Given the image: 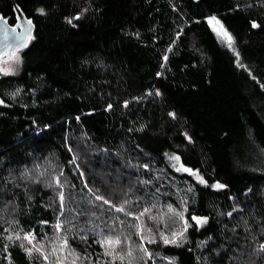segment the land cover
<instances>
[{"label": "trees", "instance_id": "16d2710c", "mask_svg": "<svg viewBox=\"0 0 264 264\" xmlns=\"http://www.w3.org/2000/svg\"><path fill=\"white\" fill-rule=\"evenodd\" d=\"M15 5L34 31L0 75V264H48L11 233L112 264L94 241L135 250L138 223L156 239L147 264H264V0H0V13ZM157 228L183 232L179 246Z\"/></svg>", "mask_w": 264, "mask_h": 264}, {"label": "snow or ice", "instance_id": "6c2138e0", "mask_svg": "<svg viewBox=\"0 0 264 264\" xmlns=\"http://www.w3.org/2000/svg\"><path fill=\"white\" fill-rule=\"evenodd\" d=\"M38 11L43 14L42 9H38ZM79 18H80L79 16L74 17V19H79ZM214 21H215L216 25L219 26V21L216 20V18L214 16L209 18L208 22H209V24H212ZM24 23L27 25V27L23 28L20 32H16L15 28L8 29L7 27H3L2 25H5L6 21H4L3 18H0V44H3V46L8 49L10 61H17L18 62L19 57L16 55V53L22 47H27L28 41L32 39V36H31L32 21L31 20H25ZM68 23L72 24V20L69 19ZM73 26H75V25H73ZM17 27H19V25H17ZM252 27L256 28V27H258V25L255 22H253ZM214 30L217 31L218 34L223 35L226 38L228 46L231 48L232 37L229 35V33L227 31H225L222 26H219L218 28H216ZM169 51H171V49H169ZM163 59L166 61L167 56L165 55L163 57ZM4 63L7 64L8 61H4ZM12 71H14V69H12L11 67H7V68L0 67V72H3L5 74H8L9 72H12ZM157 95H159V92H157ZM2 103H3V101L0 100V104H2ZM125 106H126V104H125ZM108 107L110 108L111 105H109ZM169 115L174 116V113H169ZM189 140H190V138H189ZM171 159H173L177 162L180 161V157L175 156V155H173L171 157ZM144 167L147 168V165H144ZM181 170L195 176L199 183H201V184L206 183V181L202 177H200L198 175V173L195 172L193 169L187 168L183 164H180L179 167H176V171H181ZM61 175H63V173H61ZM142 183H148V181H142ZM56 184H57V187L60 186L59 179H57ZM212 187L223 188L225 186L220 184V183H216V184L212 185ZM95 199L98 201H102L106 205H109L110 208H114L115 212H117V213H123L125 216H131L132 215V213L126 211L123 206H115V205L111 204V202L102 195H96ZM60 201H61V209H63V207H64V204H63L64 194H63V192L60 193ZM124 203L126 204L128 202L124 201ZM149 211L150 210L148 208H145L144 211L139 214V216H134L133 219L139 220L140 217L144 216L145 213H148ZM168 213H171V214L175 215L176 217H179L181 220H184L185 230L187 229L188 223L185 220L182 211H177L171 205H169L168 206ZM229 215H231V213H229ZM148 218L150 220H153L154 222L156 221V217L149 216ZM192 220L196 221L197 225H200V224H203L207 221V217L193 216ZM120 223L123 224L124 221L120 220ZM130 227H135L136 235L140 237V244L137 246V248L135 250L132 248L131 245H128L123 251H121V246L123 245L124 241H127L130 239V237H127V236L124 237L123 241H122L120 236H111V235H105L102 237V239H100L98 241H94L95 243H98L101 248L105 249L103 254L105 256H109L112 258V264H115V261L117 259H119L121 261V264H123L125 257L128 258V264H135V261L137 260V257L134 254L135 251H138L142 254L139 257V259L143 260L144 264H147V260L144 259L145 257H147V259L152 258V254L150 253L149 249L144 247L143 245H144L145 241H147L149 244L156 242L155 237L152 235L153 229L147 228L146 229L147 234H145V226L142 224L138 223L135 225H130ZM55 228L57 231H59L61 229V224L57 223L55 225ZM156 231L159 232V238H160V240L163 241V243L165 245L174 244L176 246H179L177 241H178V238H181L183 236V232H179V233L178 232H172L171 238H169L168 236H166L164 234L163 231H160L159 228H157ZM262 234H264V233H262ZM9 239H11V237H9ZM17 239H20V237L17 236ZM23 239L28 240L29 244H31L32 241L35 239V236L32 233H27L23 237ZM80 239L87 240V237L81 236ZM63 243H64V246L66 247L67 246V239L66 238L64 239ZM20 246L22 248H24V250L31 257L32 249L25 248V246L23 244H21ZM258 250L264 251V243H261L259 245ZM36 251L39 252L41 256H43L45 261H48V259H49L48 255L45 252H43L41 250V248H36ZM53 251H55V249ZM57 264H59V257H57Z\"/></svg>", "mask_w": 264, "mask_h": 264}, {"label": "rangeland", "instance_id": "374dc122", "mask_svg": "<svg viewBox=\"0 0 264 264\" xmlns=\"http://www.w3.org/2000/svg\"><path fill=\"white\" fill-rule=\"evenodd\" d=\"M210 25L213 28V30L218 28L219 26H222V24L220 22H219V26L216 25L215 21L212 24H210ZM223 29L225 30L224 27H223ZM215 32L219 36V38H221L223 40H226V38L223 35L218 34L217 31H215ZM22 49H20V50H22ZM4 61H8V63L6 64V63H4ZM11 66H12V61H10V59H9V54L6 53L5 55H3V57L0 60V67L7 68V67H11ZM1 73H3V72H1ZM173 155L178 156L177 154L167 153L166 157H167L168 161L170 162L171 166L176 170V167H179V165L182 164V163H181V160L179 162H177V161L171 159V157ZM177 172L180 173V174H187L186 172H184L182 170L181 171H177ZM198 175H199V173H198ZM195 179H196V177H195ZM206 223H207V221L205 223H203V224H200L199 227L205 226ZM11 235H12L11 237H13L15 239H17V236H19L20 239H17V240L21 244L25 245L27 248L32 249V252H35L38 255H40V253L36 251V248H41V250L43 252H45L48 255V257H49L48 261H46V263H48V264H57V257H59V264H79V262L81 260H83V258H80L76 253L73 252V250L71 249V247L68 244H67L66 247L64 246V243H63L64 239H56V240L47 241L45 243H42V242L38 241L35 238L32 241V243L29 244L28 240L23 239V237L26 234H19V233L12 234L11 233ZM54 249H55V251H53ZM42 258H43V256H42Z\"/></svg>", "mask_w": 264, "mask_h": 264}, {"label": "water", "instance_id": "95a60500", "mask_svg": "<svg viewBox=\"0 0 264 264\" xmlns=\"http://www.w3.org/2000/svg\"><path fill=\"white\" fill-rule=\"evenodd\" d=\"M15 11H16V15H17V23L14 26L10 25L9 22L3 16L0 15V18H3V20L6 21V24L2 25L3 27H7L8 29L15 28L16 32H20L23 28L27 27V25L24 23V21L29 20V19H27L25 17V15L22 13V10L17 5H15ZM17 25H19V27H17ZM33 31H34V26L32 24L31 25V36H33ZM29 41H28V43H29ZM22 48H24V47H22ZM6 53H8V49L5 48L3 46V44H0V60L3 57V55H5ZM0 75H1V72H0Z\"/></svg>", "mask_w": 264, "mask_h": 264}, {"label": "flooded vegetation", "instance_id": "af4514ba", "mask_svg": "<svg viewBox=\"0 0 264 264\" xmlns=\"http://www.w3.org/2000/svg\"><path fill=\"white\" fill-rule=\"evenodd\" d=\"M0 15L3 16L9 22V24L12 25V26H14L16 24V23H12L14 20H15V22H17L16 14L5 16L3 13H0Z\"/></svg>", "mask_w": 264, "mask_h": 264}]
</instances>
